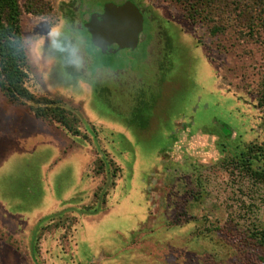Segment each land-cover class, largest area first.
I'll return each instance as SVG.
<instances>
[{"label": "rangeland", "instance_id": "1", "mask_svg": "<svg viewBox=\"0 0 264 264\" xmlns=\"http://www.w3.org/2000/svg\"><path fill=\"white\" fill-rule=\"evenodd\" d=\"M44 1L109 79L30 75L35 107L0 89V264H264V182L238 165L264 146V27L134 0L139 47L107 56L84 25L127 0Z\"/></svg>", "mask_w": 264, "mask_h": 264}, {"label": "trees", "instance_id": "2", "mask_svg": "<svg viewBox=\"0 0 264 264\" xmlns=\"http://www.w3.org/2000/svg\"><path fill=\"white\" fill-rule=\"evenodd\" d=\"M177 1L186 6L189 12L192 10V14L196 13L199 16L206 14L205 19L214 13L219 15L223 26L228 22H234L237 27L246 29H254L258 25L264 27V0ZM47 9L48 4L44 0H26L25 6L22 0H0V35L23 32L21 21L25 12L42 16ZM215 30V34L220 33V28L217 27ZM29 78V72L22 71L9 57L8 52L0 48V89L10 101L31 102L33 106L39 104L28 88ZM45 105L59 111V106L53 107L55 105L53 102L45 100ZM43 111L45 109L42 107L35 109L38 117H44ZM238 165L251 172L255 180L264 182V146H249L238 156ZM257 238L264 245V233L259 234Z\"/></svg>", "mask_w": 264, "mask_h": 264}, {"label": "clouds", "instance_id": "3", "mask_svg": "<svg viewBox=\"0 0 264 264\" xmlns=\"http://www.w3.org/2000/svg\"><path fill=\"white\" fill-rule=\"evenodd\" d=\"M45 23L48 28L38 31ZM0 48L8 52L22 71L41 83L56 74L64 86L83 91L82 83L93 87L95 81L109 79L102 73L97 52L92 50L81 26L63 16L42 15L36 26L27 31L0 35Z\"/></svg>", "mask_w": 264, "mask_h": 264}, {"label": "water", "instance_id": "4", "mask_svg": "<svg viewBox=\"0 0 264 264\" xmlns=\"http://www.w3.org/2000/svg\"><path fill=\"white\" fill-rule=\"evenodd\" d=\"M85 28L92 44L104 55H116L123 50L135 51L145 28V15L132 1L122 5L106 4L102 13L92 14Z\"/></svg>", "mask_w": 264, "mask_h": 264}, {"label": "flooded vegetation", "instance_id": "5", "mask_svg": "<svg viewBox=\"0 0 264 264\" xmlns=\"http://www.w3.org/2000/svg\"><path fill=\"white\" fill-rule=\"evenodd\" d=\"M127 1H132L134 2V0H127ZM136 4V3H135ZM118 5V4H117ZM137 5V4H136ZM138 6V5H137ZM140 8V7H139ZM141 9V8H140ZM143 11V13L145 14V11L143 9H141ZM102 13V12H101Z\"/></svg>", "mask_w": 264, "mask_h": 264}]
</instances>
